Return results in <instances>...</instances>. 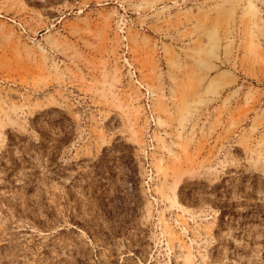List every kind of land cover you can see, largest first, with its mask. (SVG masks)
I'll return each mask as SVG.
<instances>
[{
    "label": "rangeland",
    "instance_id": "374dc122",
    "mask_svg": "<svg viewBox=\"0 0 264 264\" xmlns=\"http://www.w3.org/2000/svg\"><path fill=\"white\" fill-rule=\"evenodd\" d=\"M0 264H264V0H0Z\"/></svg>",
    "mask_w": 264,
    "mask_h": 264
}]
</instances>
